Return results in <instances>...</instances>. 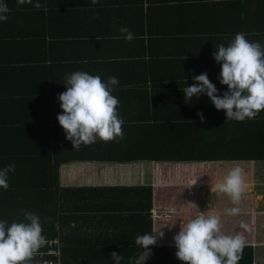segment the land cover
I'll return each mask as SVG.
<instances>
[{
  "label": "trees",
  "instance_id": "16d2710c",
  "mask_svg": "<svg viewBox=\"0 0 264 264\" xmlns=\"http://www.w3.org/2000/svg\"><path fill=\"white\" fill-rule=\"evenodd\" d=\"M3 2L10 11L7 21H0V170L14 164L15 172L8 174V189L0 188V221L27 222L22 210L38 215L45 239L58 240L60 264H115L113 252L123 255L121 264H134L140 253L136 237L153 231L151 185L62 187L63 163L264 161V110L255 119L227 120L226 112L213 108L206 94L186 99L182 90L196 84L195 79L174 76L158 79L148 99L152 109L136 121L135 129L122 125L120 143L59 149L55 140L64 131L57 117L61 111L48 96L59 83L53 75L61 68L27 56V51L44 47L48 40L50 47L61 45L54 34L53 41L44 40L52 33L53 18L80 14L86 6L74 0H39L42 7L37 10L27 3L19 6L17 0ZM110 2L99 8L100 16H111V4L120 12L130 7L129 0ZM123 63L118 62L116 71L132 69ZM44 71L48 76L38 77ZM27 78L31 84L23 82ZM182 82L187 83L178 86ZM46 92L50 94L45 100L39 94ZM197 102L205 107L192 104ZM48 249L43 245L38 251ZM150 249L145 264H183L175 246ZM45 258L56 260L53 255ZM36 261L33 256L31 262ZM238 264H253L251 246L243 247Z\"/></svg>",
  "mask_w": 264,
  "mask_h": 264
},
{
  "label": "crops",
  "instance_id": "0c3cea01",
  "mask_svg": "<svg viewBox=\"0 0 264 264\" xmlns=\"http://www.w3.org/2000/svg\"><path fill=\"white\" fill-rule=\"evenodd\" d=\"M129 1L130 7H124L122 12L118 5L111 4L112 14L107 17L109 14L100 16L97 11L111 3L110 0H98L95 5L92 0H74L86 7L80 14L53 18L49 27L52 33L44 39L53 41L54 34L62 44L50 47L48 40L44 47L27 51V56H39L48 60L47 65L61 68L53 75L59 81L55 90L51 94H39L45 100L50 94L48 97L58 102L59 114L63 110L58 97L67 90L66 77L71 73L87 72L100 76L104 82L116 77L119 83L112 95L119 100L117 113L123 118V125H130L133 130L136 121L152 109L148 99L151 100L158 79L171 76L194 79L207 73L218 89L217 94L223 96L228 89L220 83L222 66L213 56L216 46H227L236 34L243 33L249 42L264 47V0ZM121 28H127L136 38L131 42L123 39ZM118 62L130 64L132 69L116 71ZM47 76L44 71L38 77ZM23 82L31 84L29 78ZM183 83L187 82L178 86ZM192 104L205 107L200 102ZM64 132L55 140L58 148L62 145L74 148ZM96 142L121 141L117 136L109 142L98 139ZM96 142L81 145L77 151L90 149ZM235 167L244 170V191L239 204H233L227 194L214 189ZM59 176L62 187L151 185L153 209L168 208L174 212L171 218L152 217L153 229L164 233L154 246H175L174 236L179 233L181 223L202 213L215 214L221 232L230 236L242 234L244 246L253 248V264H264V161H72L59 167ZM233 207L239 208V213L228 215L226 210Z\"/></svg>",
  "mask_w": 264,
  "mask_h": 264
},
{
  "label": "clouds",
  "instance_id": "9594fccd",
  "mask_svg": "<svg viewBox=\"0 0 264 264\" xmlns=\"http://www.w3.org/2000/svg\"><path fill=\"white\" fill-rule=\"evenodd\" d=\"M17 3L19 6L26 3L33 5L37 10L42 7L39 0L34 4L33 0H17ZM97 3L98 0H92L93 5ZM9 11L7 4L0 0V21H7ZM121 33L124 34L123 39L129 42L136 38L127 28H121ZM213 55L222 66L220 83L226 85L228 90L223 96L218 95L217 87L209 80L207 73H203L194 77L196 84L182 90L186 99L191 101L206 94L217 110L226 112L227 120L243 122L255 119L264 110V47L260 43L249 42L243 33H238L227 46H216ZM118 83L116 77H109L104 82L100 76L83 71L66 77L67 90L58 97L63 110L58 115V121L75 150H79L81 145H91L97 139L109 142L122 136L123 120L117 113L119 100L112 95ZM199 115L203 121V114ZM243 171L240 167L233 168L222 182L214 186L215 190L227 194L233 204H239L244 191ZM14 172V164L0 170V188L8 189V174ZM226 211L234 216L239 213V208ZM21 215L27 222H12L9 225L7 221H0V264H29L46 243L39 216L23 210ZM241 227L247 228L244 224ZM163 236L162 231L155 229L138 235L135 244L140 248V253L134 264H145L152 255L150 246L156 245L158 238ZM174 242L177 249L175 255L183 264H238L245 245L242 234H223L219 217L207 213L181 223ZM112 259L115 264H121L124 257L113 252Z\"/></svg>",
  "mask_w": 264,
  "mask_h": 264
},
{
  "label": "built area",
  "instance_id": "2783aa9c",
  "mask_svg": "<svg viewBox=\"0 0 264 264\" xmlns=\"http://www.w3.org/2000/svg\"><path fill=\"white\" fill-rule=\"evenodd\" d=\"M171 210L168 208H158L152 210L153 218H169ZM46 240L45 246H48L47 251H38L34 256L37 258L36 262L29 261V264H60V250L58 247V240ZM46 255H53L56 260L46 259Z\"/></svg>",
  "mask_w": 264,
  "mask_h": 264
},
{
  "label": "rangeland",
  "instance_id": "374dc122",
  "mask_svg": "<svg viewBox=\"0 0 264 264\" xmlns=\"http://www.w3.org/2000/svg\"><path fill=\"white\" fill-rule=\"evenodd\" d=\"M120 175H124V173L121 172ZM170 189H171V188H170ZM170 189H169V190H170ZM170 191H171V190H170ZM170 194H171V192H170ZM163 199H164V200H167V199H165V198H163ZM170 210H171V213H174V212L172 211V209H170ZM171 216H172V214H170L169 218H171Z\"/></svg>",
  "mask_w": 264,
  "mask_h": 264
}]
</instances>
